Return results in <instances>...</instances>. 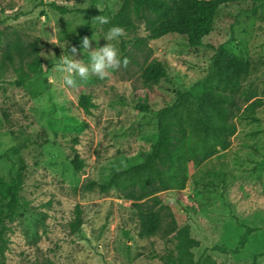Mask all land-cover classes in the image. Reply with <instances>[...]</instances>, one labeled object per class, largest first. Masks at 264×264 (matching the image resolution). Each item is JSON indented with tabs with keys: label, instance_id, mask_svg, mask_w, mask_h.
<instances>
[{
	"label": "rangeland",
	"instance_id": "rangeland-1",
	"mask_svg": "<svg viewBox=\"0 0 264 264\" xmlns=\"http://www.w3.org/2000/svg\"><path fill=\"white\" fill-rule=\"evenodd\" d=\"M54 2L90 13H62ZM121 3L0 0V65L13 41L27 44L39 37L41 55L48 53L42 56L41 72L22 85L15 83L12 66L0 72V179L24 167L20 205L11 211L0 199V264H165L174 237L140 235L133 200L115 189L88 190L85 183L142 161L156 139L157 110L207 73L220 44L258 65L244 83L235 117L238 130L228 149L200 164L189 161L186 188L162 191L161 197L178 224L190 223L201 242L197 256H209L211 264H252L257 256L264 264V0L220 5L213 30L199 45H191L186 35L168 33L149 39L151 52L138 50L133 38L148 33L140 22L135 32L124 30L117 45L121 57L123 44L131 51L127 66L109 70L104 78L90 74L76 87L65 85L52 67L55 55L75 45L76 58L86 60L80 38L106 32V24L94 17H107L105 7L116 12ZM105 43L101 36L98 44ZM98 44L92 41L91 47ZM153 58L164 63L167 76L146 84L141 73ZM87 93L95 103L90 113L79 105ZM255 99L263 104L247 110ZM15 144L22 147L18 154L9 152ZM76 155L84 161L81 170L72 165ZM77 207L81 223L73 228ZM246 225L255 230L240 251L214 248L235 247Z\"/></svg>",
	"mask_w": 264,
	"mask_h": 264
},
{
	"label": "trees",
	"instance_id": "trees-1",
	"mask_svg": "<svg viewBox=\"0 0 264 264\" xmlns=\"http://www.w3.org/2000/svg\"><path fill=\"white\" fill-rule=\"evenodd\" d=\"M231 1L235 0H122L116 12L105 7L109 18L106 26L119 25L125 31L135 32L138 24L143 22L147 35H136L132 40V46L138 50L151 52L149 39L168 33L186 35L191 45H199L202 38L213 30L220 5ZM52 6L62 13H90L89 8L71 9L55 2ZM89 26L90 20L86 29ZM39 41L37 37L27 44L20 41L8 43L2 52L1 74L6 66H12L17 75V85L39 74L43 65ZM123 50L121 58L127 57L129 62L131 51L126 49V44H123ZM257 68L258 65L252 60L222 44L214 47L207 73L188 89L177 90L174 100L157 110L156 139L150 150L143 153L142 161L113 169L104 180L89 179L85 183L88 190L106 192L115 189L124 198L133 200L140 235L161 233L174 237L175 247L163 257L165 264H211L209 256H197L200 240L192 234L190 223H177L174 212L163 202L161 192L187 187L189 161L203 163L231 146V137L238 130L235 117L242 108L239 100L245 91L244 83ZM141 76L149 84L166 77L167 70L161 60L153 58L145 63ZM251 96L256 95H249L248 98ZM262 104L261 99H255L246 109L254 111ZM79 105L90 113L95 106L92 95L83 94ZM21 149L19 144H15L9 148V152L18 154ZM71 162L75 170H81L84 166L83 159L78 155ZM23 170L21 166L9 179H0V199L7 202L11 211L20 205ZM80 214L81 209L77 207L73 228L81 223ZM254 230L255 227L246 225L235 247L217 245L214 248L222 252H238ZM252 264H258L257 256Z\"/></svg>",
	"mask_w": 264,
	"mask_h": 264
},
{
	"label": "clouds",
	"instance_id": "clouds-1",
	"mask_svg": "<svg viewBox=\"0 0 264 264\" xmlns=\"http://www.w3.org/2000/svg\"><path fill=\"white\" fill-rule=\"evenodd\" d=\"M99 25L109 23V18L104 15H97L94 17ZM124 34V29L119 25H111L106 32L101 36L107 41L100 46L95 31L92 36L87 35L80 38V51L87 54V59H77V47L71 45L67 51L57 57L55 55L52 63L54 71L60 73L63 83L67 86L76 87L79 82L87 81L90 74H94L99 78H104L109 70L116 69L121 65H126L127 57L121 58L120 50L118 48L119 39ZM97 41L98 46L91 47V42ZM61 46V48H64ZM48 55L47 52H42V56Z\"/></svg>",
	"mask_w": 264,
	"mask_h": 264
}]
</instances>
